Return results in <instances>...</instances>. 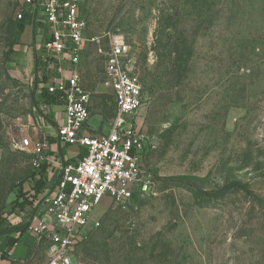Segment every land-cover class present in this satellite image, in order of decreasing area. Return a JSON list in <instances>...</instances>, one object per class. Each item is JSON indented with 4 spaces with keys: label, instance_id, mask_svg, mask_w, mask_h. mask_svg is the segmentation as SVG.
<instances>
[{
    "label": "rangeland",
    "instance_id": "374dc122",
    "mask_svg": "<svg viewBox=\"0 0 264 264\" xmlns=\"http://www.w3.org/2000/svg\"><path fill=\"white\" fill-rule=\"evenodd\" d=\"M18 8L19 0H0L2 229L26 228L54 186L53 167H35L16 148L38 121L50 122L44 106L57 104L46 100L35 42L20 43ZM79 13L85 39L106 35L129 47L130 72L144 91L137 123L147 135L151 194L126 207L103 199L93 212L99 226L75 259L264 264V0H81ZM107 45L84 42L76 66L96 132L114 110L98 53ZM23 236L26 229L11 232L0 244ZM24 264H46L42 243L34 239Z\"/></svg>",
    "mask_w": 264,
    "mask_h": 264
},
{
    "label": "built area",
    "instance_id": "2783aa9c",
    "mask_svg": "<svg viewBox=\"0 0 264 264\" xmlns=\"http://www.w3.org/2000/svg\"><path fill=\"white\" fill-rule=\"evenodd\" d=\"M81 0H19L16 19L32 7L40 10L42 43L37 58L47 69L54 65L68 76L47 79L46 93L63 107V124L55 132L56 141L66 148L80 150L69 162L50 152L47 140L21 139L16 148L29 151L35 167H53L54 186L43 203L41 213L26 227V233L42 243L46 264H79L74 249L99 226L93 212L103 199L126 207L134 199L151 194V177L145 170L147 135L138 123L145 98L141 83L129 69V47L108 36L84 38L87 24L80 16ZM107 40L105 57L114 110L107 129L84 133L90 117L91 94L81 86L76 69L84 42ZM17 242L12 241L10 247ZM2 252H0L1 258Z\"/></svg>",
    "mask_w": 264,
    "mask_h": 264
},
{
    "label": "crops",
    "instance_id": "0c3cea01",
    "mask_svg": "<svg viewBox=\"0 0 264 264\" xmlns=\"http://www.w3.org/2000/svg\"><path fill=\"white\" fill-rule=\"evenodd\" d=\"M41 18L40 10L37 8H30L24 12V25L22 26L20 43L27 44L30 41L35 42V48L38 49L42 43V25L38 23ZM36 40V41H35ZM46 70V77L48 79L54 77H64L68 76L66 71L59 73L54 65H50ZM54 98V97H53ZM55 99V98H54ZM57 104H46L44 106V112L46 118L50 120H41L38 121L37 127L33 128L32 140H47L50 147V152L54 154L60 161L69 162L75 160L80 150L76 147L66 148L60 145L55 139V132L58 126L63 124V107L55 99ZM99 116V115H97ZM100 117V116H99ZM101 130V129H100ZM84 133H93L96 132L89 124L86 123L85 128L83 129ZM34 238L32 236H23L20 240L17 241L15 247H10V244H0V252L4 253V256L0 258V264H24L29 260L30 251L33 245Z\"/></svg>",
    "mask_w": 264,
    "mask_h": 264
},
{
    "label": "trees",
    "instance_id": "16d2710c",
    "mask_svg": "<svg viewBox=\"0 0 264 264\" xmlns=\"http://www.w3.org/2000/svg\"><path fill=\"white\" fill-rule=\"evenodd\" d=\"M22 28L23 27H19L18 28V30H20V32L22 31ZM53 100L54 98L52 97V96H49L48 94H47V96H46V100ZM43 169V168H42ZM37 187H39V186H41L42 185V183H40V181H38V182H36V184H35ZM232 186H234V187H241V185L240 184H237V183H234V184H232ZM243 190H245L244 188H242ZM206 195V194H205ZM207 196H209V197H215L214 195H212L211 193H209V194H207ZM18 205V204H17ZM25 226L24 227H22V228H13V229H2V228H0V237L1 236H4V235H7V234H9V233H11V232H19V236H21V234L25 231ZM18 238H15L13 241L14 242H17L18 240H17ZM4 256V253H2V255H1V258Z\"/></svg>",
    "mask_w": 264,
    "mask_h": 264
}]
</instances>
